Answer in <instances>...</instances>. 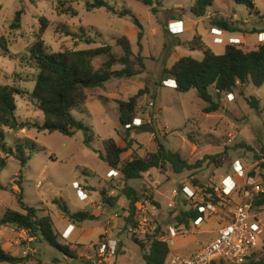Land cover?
I'll return each instance as SVG.
<instances>
[{"label":"rangeland","instance_id":"obj_1","mask_svg":"<svg viewBox=\"0 0 264 264\" xmlns=\"http://www.w3.org/2000/svg\"><path fill=\"white\" fill-rule=\"evenodd\" d=\"M86 1L0 0V86L11 85L22 90L23 93L16 96L17 116L21 120H44L43 112L30 96L39 69L31 59L29 49L39 38L41 18H46L48 22L41 37L49 51L96 48L111 44L113 53L120 57L123 49L117 44V39L127 36L134 52H139L140 29L131 17H120L106 8L88 11ZM154 1L156 12L142 0H108L118 11L125 8L133 11L144 26L142 42L147 68L137 76L113 78L102 87L88 90L87 103L75 110L74 114L95 133L91 145H86L83 130H78L70 137L58 131L24 129L19 134L35 141L38 150H32V159L26 167H22L19 159L12 156L7 167L0 173V215L7 209L23 212L17 197V193L22 192L27 204L41 209L43 215L52 216L57 231L63 237L73 220L61 204L66 205L72 213L93 212L94 219L86 220L79 226L83 232L75 233L76 241L88 247L85 249L88 256L84 261L70 259L45 240L30 236L25 230L14 225L2 226L0 245L11 254L25 258L24 262L16 264H144V251L133 239L136 237L145 241L154 233L144 235L133 231L135 220L134 225L126 226L129 200L122 193L123 176L120 173L112 177L113 169L100 156L106 138L113 137L124 146L125 141L119 129L123 127L119 121L118 101L128 100L142 89L144 93L139 98L136 113V122L139 124L131 132L135 141L132 148L125 152V160L133 154L147 157L157 151L155 137H159L168 148L179 152L191 163L208 155L223 154L216 163L207 159L196 170L174 173L171 168L166 171L152 169L142 178L128 181L138 190L142 197L140 202L148 199L157 207L159 212L155 215L148 209L151 223L157 225L155 234L169 238L170 228L174 227L177 238L196 237L193 247L214 237L218 229L231 219L235 205L241 200L242 190L239 186L230 193L231 202L221 205L217 213H208L207 210L204 221L199 225L193 219L189 220V224L181 223L178 216L208 201L218 203L213 201V196L209 197L211 194L208 188L222 185L228 176L236 177V161L241 162L249 175L255 170L256 178L264 183V168L259 167V160L254 156V151H259L264 143V85L258 87L249 83L238 86L235 94H225L220 98L217 111L208 113L205 111L208 103L199 97L196 89L179 92L176 87L167 84L168 80L173 79H169L164 70L180 57L203 59L204 52L192 50L189 43L195 35L194 29L202 25L208 27L209 21L193 15L191 7L195 0ZM256 4L259 12L264 14V0H256ZM18 10L23 12L22 25L19 29H12L11 23ZM210 11L218 14L214 16L216 19L224 18L225 14L237 13L240 18L248 20L246 25L249 28L262 27L260 20L263 18L257 14L251 16L243 4L234 2L232 8L228 0H215ZM178 16L182 17L186 28H181L179 21L171 22V17ZM198 20H201L199 26L196 23ZM175 28L182 31L175 33ZM66 31L92 38L94 43L80 41L67 35ZM247 38L252 45L243 42L236 44H241L246 50L256 48L257 33H247ZM224 46H215L214 49L222 53ZM106 59L104 54L95 57V70L100 69ZM113 68L120 69L122 65ZM211 91L214 92L213 87ZM252 97L259 100L260 109L250 105L249 98ZM145 124L153 125L154 133L144 131ZM8 142L11 144L14 139L9 136ZM241 143L245 146L239 147ZM226 147L228 152L224 154ZM237 181L243 184L244 178L237 177ZM187 185L195 191L199 187L195 198L191 199L182 192ZM173 189H177L179 195L175 206L169 207ZM103 190L107 192V198L116 199L114 205L104 201ZM110 236L118 240L119 247L122 243L126 252L110 259L101 258L95 247ZM62 237L60 240L63 243L68 242Z\"/></svg>","mask_w":264,"mask_h":264},{"label":"trees","instance_id":"obj_2","mask_svg":"<svg viewBox=\"0 0 264 264\" xmlns=\"http://www.w3.org/2000/svg\"><path fill=\"white\" fill-rule=\"evenodd\" d=\"M142 1L146 5L151 6L154 12L157 11L154 6V0ZM235 1L238 4L245 5L251 15L259 14L255 0ZM213 3L214 0H195L191 11L196 17H204L208 14ZM86 8L88 11L106 8L120 17H131L140 29L139 52H134L132 43L127 36L117 39V44L123 49V54L120 57L113 53L111 44L96 48L58 52L49 51L41 37L48 26V22L46 18H41L42 26L38 34L39 38L29 49L30 57L39 69L30 96L37 108L43 112L44 120L42 122L21 120L17 116L16 96L23 93L22 90L11 85L0 86V173L7 167L12 156L19 159L22 167H26L32 159V150H38L39 146L35 141L28 137H21V134H19L24 129H37L42 132L58 131L70 137L74 136L78 130H83L85 143L90 146L94 140L95 133L91 131L83 120L78 119L74 114L75 110L87 103L88 90L102 87L113 78H131L146 71V56L143 54L142 42L144 26L135 13L127 8L118 11L108 0H87ZM22 14V10L16 12L11 23L12 29L21 27ZM216 23L222 27L221 29L229 31L240 30V27L233 25L226 19ZM66 32L67 35H72L80 41H85L88 44L94 43L92 38L82 36L76 32ZM189 45L192 50H202L204 52L203 59H197L193 56H182L171 67L165 68L164 71L176 81V89L179 92L196 89L199 97L208 103L205 108L206 112L217 111L220 108V98L225 94H235L238 86H244L249 83H253L258 87L264 85V43H260L254 49L247 50L241 44L228 43L225 46V51L218 54L205 44L199 34H196ZM103 54L107 56V59L100 69L95 70L93 61L95 57ZM116 65H122V68L114 69L113 67ZM211 87L214 88V92L211 91ZM143 93L144 90L142 89L128 100L118 101L120 109L119 121L123 127V129H119L125 145L122 146L115 138L109 137L103 140V151L100 153L102 159L113 170H118L123 176L124 187L122 193L129 200L126 226L134 225V215L142 198L138 190L128 183L129 180L142 178L146 172L152 169L166 171L171 168L174 173L196 170L202 167L207 159L216 163L217 159L223 156L221 153L208 155L191 163L184 159L179 152L168 148L159 137H155L158 146L157 151L147 157L133 154L130 159L125 160V152L132 148L135 141L131 132L137 126L135 124L138 118L136 115L137 107L139 98ZM249 103L253 108L260 109L257 98H249ZM9 136L14 139L11 144L8 142ZM238 146L244 147L245 144L241 143ZM42 148L43 150L45 149V147ZM227 149L228 147H226L224 154L228 152ZM254 152L255 158L259 160V167L264 168V143L261 144L259 151ZM250 175L256 177V171L252 170ZM208 191L211 194L209 197H214V202L219 201L213 187L208 188ZM102 194L104 195V201L114 205L115 198H107L105 190H103ZM17 197L23 212L7 209L0 215V227L14 225L27 231L30 236L45 240L65 257L83 261L86 259L87 252L85 249L88 248L87 246L70 241L63 243L60 240L61 234L57 231L52 216L50 214L43 215L41 214V209L27 204L24 201L22 192L17 193ZM56 202L59 203L58 201ZM262 202H264V193L259 200V203ZM61 207L68 212L69 217L75 223L94 219L95 217L94 214L87 211L72 213L66 205L61 204ZM199 217L205 218L206 213L196 208L183 211L178 216V219L181 223L189 224L190 219H193L195 223ZM133 240L144 251V264H166L171 252L166 241L160 240L156 235L148 236L145 240L147 242L136 237ZM122 245L121 243L118 248L117 257L126 252L121 249ZM258 253L262 254L256 256ZM24 261V257L11 254L0 245V262L16 264ZM213 264L218 263L214 261ZM244 264H264V245Z\"/></svg>","mask_w":264,"mask_h":264},{"label":"built area","instance_id":"obj_3","mask_svg":"<svg viewBox=\"0 0 264 264\" xmlns=\"http://www.w3.org/2000/svg\"><path fill=\"white\" fill-rule=\"evenodd\" d=\"M183 28V27H181ZM182 29L175 28L174 32L179 33ZM212 34L222 35L223 29L212 28ZM216 40L223 42V38L217 37ZM259 43H264V32L258 34ZM239 38L231 37L229 43H240ZM167 84L176 87V82L168 80ZM233 95V94H229ZM138 120V119H136ZM135 124H139L135 121ZM236 170L235 176H228L224 179L222 185L215 186L214 191L219 199L218 203L209 202L207 204L199 205L198 208L201 212L217 213L221 210V205L231 202L230 193L239 186L241 188V200L235 205L231 219L220 227L218 235L208 244L201 247L192 255H184L177 252H170L166 264H213V262H230L232 264H244L249 261L255 252H258L264 245V202L259 203L261 195L264 193V183L258 180L255 176L247 174L246 168L240 161L234 164ZM119 175L118 170H112L111 176ZM237 177L244 178V183L237 181ZM239 183V185H238ZM79 190L82 188L77 184ZM196 191L190 186L183 187L182 192L191 199L196 197ZM169 207H174L176 199L179 195L177 189L171 191ZM152 214L158 213V209L148 199L139 202L137 210L134 215L136 225L133 231L138 233L153 234L160 240H164L173 245V237L177 236V231L174 227L170 228V237L155 234L157 232V225L151 223V217L148 216L149 210ZM204 221L203 217H199L195 224L199 225ZM69 227L67 234L70 235ZM70 232V233H69ZM119 242L114 238H105L99 244L98 255L101 258H114L117 255ZM26 253V252H25ZM101 262V261H99Z\"/></svg>","mask_w":264,"mask_h":264},{"label":"crops","instance_id":"obj_4","mask_svg":"<svg viewBox=\"0 0 264 264\" xmlns=\"http://www.w3.org/2000/svg\"><path fill=\"white\" fill-rule=\"evenodd\" d=\"M228 1H229V5L233 8V4L236 1L235 0H228ZM255 2H256V0H255ZM212 7H213V5L210 8H212ZM257 9H258V7H257ZM253 15L254 14H252L251 16H253ZM257 15L263 18L262 20H260L261 23H262V27L261 28H256V27L249 28L246 25V22H248V20H244V19L240 18L237 13L225 14L224 18H222V19H216L214 16H218V14L211 12L210 9H209L208 14L206 16H204V17H198V18L208 19L209 26L208 27H205V26L202 25L201 27H197V29H194L195 30V35L196 34H199L202 37V39L205 42V44L208 45L209 47H211L215 51V49H214L215 46H219V45H225L226 46V44L229 43V39L231 37L239 38L241 42L246 43V44H249V45H252L253 43L247 38V33L252 32V33H257V38L255 40V46H258L260 44L259 43V40H258V34L261 33V32H264V14H262L261 12H259V14H257ZM223 19H226V20L230 21L233 25L240 27V30H238V31H229V30L223 29V34L222 35L212 34L211 33V29L212 28H215V27L216 28H220V29L222 28L216 22H218L220 20H223ZM172 21H179V22H181L180 23V27L186 28L185 27V24H184V21L182 20V17L181 16L171 17V22ZM200 21L201 20L196 21V23H197L198 26H199ZM217 37L223 38V42H220V41L216 40ZM225 46H224V51H225ZM218 54H221V53H218ZM169 79H171V78H169ZM174 81L175 80L173 79V82ZM119 174H120V172H119ZM70 222L72 223V224H70L72 226H70L71 228L69 230L71 232V234L70 235L68 234L66 236L63 235V237H62V234H61V237L64 238L65 240L70 241V242H77L76 239H75L76 238L75 233L77 231H78V233L83 232V230H81V228H79V226L82 225L83 222H85V221L80 222V223H75L74 221H70ZM67 226H68V224H67ZM219 229H218V231H219ZM218 231L216 232V235L214 237H212L208 241H205L203 244H201V245H199L197 247H193L192 246L193 242H195L197 240L196 237H194V236L193 237L188 236L186 238H184V237H178L177 238L178 235L177 236H174L173 237L174 238L173 239L174 243H173L172 246H170L171 252H177V253H181V254H184V255H192L196 251H198L201 247H203L204 245H206L210 241H212L218 235ZM72 237L74 239H72ZM110 238L116 239L113 236H110ZM98 245H96V247H95L96 250H97V253H99V246ZM121 249L122 250H125V247L122 245L121 246ZM70 259H72V258H70Z\"/></svg>","mask_w":264,"mask_h":264},{"label":"water","instance_id":"obj_5","mask_svg":"<svg viewBox=\"0 0 264 264\" xmlns=\"http://www.w3.org/2000/svg\"><path fill=\"white\" fill-rule=\"evenodd\" d=\"M143 130L146 131V132L154 133L155 128H154V126L151 125V124H145V125L143 126Z\"/></svg>","mask_w":264,"mask_h":264}]
</instances>
